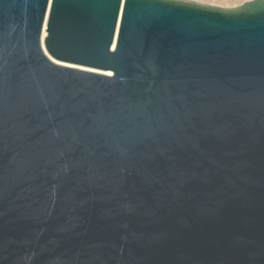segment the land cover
Segmentation results:
<instances>
[{
	"label": "water",
	"instance_id": "1",
	"mask_svg": "<svg viewBox=\"0 0 264 264\" xmlns=\"http://www.w3.org/2000/svg\"><path fill=\"white\" fill-rule=\"evenodd\" d=\"M0 264H264V0H0Z\"/></svg>",
	"mask_w": 264,
	"mask_h": 264
},
{
	"label": "rangeland",
	"instance_id": "2",
	"mask_svg": "<svg viewBox=\"0 0 264 264\" xmlns=\"http://www.w3.org/2000/svg\"><path fill=\"white\" fill-rule=\"evenodd\" d=\"M185 1H192V2H197L200 4H204V5H210V6H218V7H222V8H236L239 6H242L246 1L245 0H229V3L227 2H219V1H214V0H185ZM250 1V0H248ZM219 2V3H217ZM225 3V4H223ZM221 4V5H220ZM43 45V43H42ZM44 46V45H43ZM45 50V48H44Z\"/></svg>",
	"mask_w": 264,
	"mask_h": 264
},
{
	"label": "bare ground",
	"instance_id": "3",
	"mask_svg": "<svg viewBox=\"0 0 264 264\" xmlns=\"http://www.w3.org/2000/svg\"><path fill=\"white\" fill-rule=\"evenodd\" d=\"M214 1L227 2V3H229V0H214ZM245 1H248V0H245ZM219 2H217V3H219ZM223 4H225V3H223ZM48 14H49V10H48ZM48 14H47V17H46V20H45V24H44V29H43V32H42V43H43V45H44V40L47 37V20H48ZM69 65H71V64H69Z\"/></svg>",
	"mask_w": 264,
	"mask_h": 264
}]
</instances>
